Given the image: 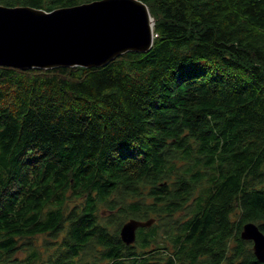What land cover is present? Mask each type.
Here are the masks:
<instances>
[{
  "label": "trees",
  "instance_id": "trees-1",
  "mask_svg": "<svg viewBox=\"0 0 264 264\" xmlns=\"http://www.w3.org/2000/svg\"><path fill=\"white\" fill-rule=\"evenodd\" d=\"M142 1L155 18L148 52L0 66V264H34L33 239L65 229L45 264H264L241 237L248 221L264 232V0ZM102 206L164 216L162 234L140 228L128 246Z\"/></svg>",
  "mask_w": 264,
  "mask_h": 264
},
{
  "label": "water",
  "instance_id": "water-1",
  "mask_svg": "<svg viewBox=\"0 0 264 264\" xmlns=\"http://www.w3.org/2000/svg\"><path fill=\"white\" fill-rule=\"evenodd\" d=\"M155 18L142 0H93L52 11L0 4V66L20 70L102 67L128 53L148 52L154 43ZM156 219L130 218L120 237L130 246L140 228ZM241 237L253 242L264 263V232L254 221L243 224Z\"/></svg>",
  "mask_w": 264,
  "mask_h": 264
},
{
  "label": "rangeland",
  "instance_id": "rangeland-1",
  "mask_svg": "<svg viewBox=\"0 0 264 264\" xmlns=\"http://www.w3.org/2000/svg\"><path fill=\"white\" fill-rule=\"evenodd\" d=\"M119 214L120 213L117 210H111L105 206L100 207V209L98 210L99 221L102 223L108 224L111 228L110 231L112 232L117 230L120 225L122 226L123 223H125L130 218H132V217H129V218L124 219L122 217H119ZM150 218L156 219L153 225L159 224L160 225L159 231H160V234H162L161 232H162V228L164 227L163 224L166 222V218L164 216L161 217L158 215H152ZM232 219L236 220L235 214L233 215ZM65 232H66V229L60 232L58 237L50 236L47 234H42V235H38L36 238L33 239V242L35 244V249L39 253V260L35 261L34 264H45L47 262L46 261L47 258L55 252L62 238L64 237ZM161 240H163V238ZM22 244H23V240L22 241L20 240L19 242L20 250L15 255L16 258L20 260L26 259L30 252V250L27 249V246L22 245ZM231 244L234 245V242H232ZM252 249H253V246H252ZM93 255L100 257V252H96ZM87 257H89V255ZM106 262H107L106 260H103V261H100L99 263L105 264Z\"/></svg>",
  "mask_w": 264,
  "mask_h": 264
}]
</instances>
